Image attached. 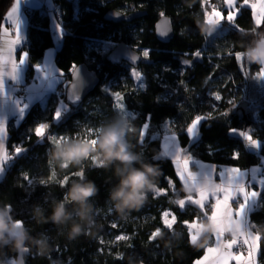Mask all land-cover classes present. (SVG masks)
<instances>
[{
	"label": "trees",
	"instance_id": "trees-1",
	"mask_svg": "<svg viewBox=\"0 0 264 264\" xmlns=\"http://www.w3.org/2000/svg\"><path fill=\"white\" fill-rule=\"evenodd\" d=\"M11 1L0 0V21ZM55 4L57 19L68 34L66 49L56 55L59 72H63L62 82L44 101L34 103L21 121L9 122L8 153L18 145L26 152L9 161L0 178V207L11 205L12 218L22 221L31 237L43 234L51 247L50 255L42 257L31 246L24 253L26 264H195L214 242V234L211 228L206 229L195 242L185 222L201 221L208 226L209 207L200 209L186 204L181 210L175 203L187 196L196 198L198 194L182 186L171 156L161 154L162 138L151 140L150 137L162 133L168 122L178 135L179 144L193 157L216 167L233 166L240 170L260 165L264 174V82L255 78L261 66L249 64L243 55L245 48L264 33V11L261 23L257 24L250 6L238 7L234 26L225 19L220 26L206 31L200 25L211 28L212 22L205 17L201 0H55ZM211 4L217 5L225 17L228 15L220 0H211ZM110 9L144 10L145 14L132 21L114 22L104 18ZM162 14L170 16L174 24V35L167 43L155 34V23ZM210 32L213 37L206 39ZM122 40L137 49L150 50L137 67L144 78L142 86L131 73L133 66L125 61L112 63L106 58L109 50ZM105 42L111 45L105 48ZM52 45L54 35L48 9H31L26 44L29 71ZM201 49L203 60H196L191 67L182 64L181 56L189 53L185 57L192 58L191 53ZM236 55H242L241 60ZM81 62L97 70L100 83L82 102L74 104L66 98V87L71 79L69 70ZM212 89H216L220 100L210 95ZM116 93L121 95L124 109L117 107ZM243 100H248L249 106L247 117L241 119L233 111ZM230 101H235L234 105ZM57 108L63 114L55 121L53 114ZM224 112L228 115L223 116ZM204 115L212 118L200 122L198 139L192 142L182 129L196 116ZM118 116L127 117L135 128L127 137L132 150L140 153L146 162L159 165L162 174L157 188L166 192L160 195L149 192L144 205L124 218L113 210L109 200L110 189L118 183L114 165L98 168L90 157L79 165L61 169L49 156L55 145L66 139H78L87 129H98ZM149 116L150 127L141 146L140 129ZM40 122L50 123L44 139L32 131ZM245 128L261 141L258 150L245 147L241 137L230 132ZM49 135L57 136V140L51 142L47 139ZM234 152H238V158H234ZM24 174L34 179L33 185L28 184ZM81 175L94 181L98 188L97 195L90 198L95 223L88 228L90 234L69 239L73 221L57 225L50 219L41 220L36 209L39 207L44 217H50L54 203L64 199L71 183ZM62 183L65 187H61ZM258 202L260 207L251 210L249 218L259 236L257 264H264V190L260 191ZM65 204L70 211L75 207L69 201ZM165 212L171 215L164 217ZM170 216L171 223L167 220ZM73 219L80 222L78 217ZM113 224L115 228L111 227ZM120 235L128 239L117 241ZM151 235L156 238L150 239ZM205 238L207 243L203 247L194 246ZM4 252L5 259L16 256L7 247L0 251V256Z\"/></svg>",
	"mask_w": 264,
	"mask_h": 264
},
{
	"label": "clouds",
	"instance_id": "clouds-1",
	"mask_svg": "<svg viewBox=\"0 0 264 264\" xmlns=\"http://www.w3.org/2000/svg\"><path fill=\"white\" fill-rule=\"evenodd\" d=\"M200 27L206 31L212 30L207 24H202ZM243 55L249 64L264 67V33L245 48ZM97 132L98 135L94 137L95 145L88 138L66 139L55 145L50 150L49 156L61 169L79 165L90 157L95 167L107 169L114 165L118 183L110 189L109 200L113 210L124 218L144 205L149 192H155L162 171L158 164L146 162L140 153L132 150L127 137L130 132H135V128L127 117L118 116L112 122L100 126ZM155 159L154 156L153 160ZM61 187L65 185L62 183ZM97 193L98 188L94 181L81 175L79 180L71 183L64 194V199L54 203L50 217H44L39 207L36 213L41 220L50 219L57 225H65L73 221L68 238L75 239L81 234H90L88 228L95 223L94 208L90 198ZM65 201L71 202L75 206L74 209L68 210ZM10 213L11 205L5 204L0 207V251L7 247L15 252L16 256L5 259L7 254L4 252L0 256V264H26L24 253L30 251L33 245L37 249V255L49 256L51 247L47 238L43 234L38 238L31 237L23 222L14 220ZM74 216L78 217L80 222H76ZM206 243L207 238L194 246L203 247Z\"/></svg>",
	"mask_w": 264,
	"mask_h": 264
},
{
	"label": "snow or ice",
	"instance_id": "snow-or-ice-1",
	"mask_svg": "<svg viewBox=\"0 0 264 264\" xmlns=\"http://www.w3.org/2000/svg\"><path fill=\"white\" fill-rule=\"evenodd\" d=\"M221 4L223 5L224 9L228 11V15L225 17L223 15V13L219 10L218 6L215 4H211V0H201V4H202V9L204 10V14L205 17H212L213 20L215 21V23L217 25H221V20H227L229 22L230 26H234V20H235V16L238 14L239 12V8H244V7H251L253 9V15L254 17H256V23L259 24L261 23V16L260 13L256 11L257 9V4L255 3H251L250 4V0H243L242 3L239 2V0H220ZM19 3L20 0H14V4L11 8V11L7 14V16H12L13 14L16 15L17 17V23L15 25V38L12 39L10 41L11 45L13 46V49L16 46H20L21 42H22V34H21V19L19 16ZM239 3V8L237 7V4ZM211 7V11H208V7ZM261 7H264V0H262V4ZM122 14V13H119ZM57 29L60 28L59 24L56 25ZM5 32V34L8 33V30L5 28L3 30ZM170 29L169 28H160L158 31V34L161 36H165L169 33ZM183 34V33H181ZM213 37V33H209L208 35H206V39L207 38H211ZM149 51L150 50H144L143 51V57H148L149 56ZM185 56L189 55V53H185ZM191 55L194 57V59L197 60H203L204 58V52L203 50H196L195 52H192ZM21 57H23V62H21ZM27 58V53L26 52H22L20 59L18 62H16L15 60H11L12 63V72L9 74L10 78L13 80L17 79V73L20 69V67L25 63V60ZM242 55L237 56L236 55V59L239 61L241 60ZM138 57L136 55H132L131 56V60L133 62L137 61ZM182 64L187 66V67H191L192 62L187 60V59H183L182 60ZM47 74V78L50 79H55L52 70L50 69H45L44 70ZM70 73L73 75L74 81L78 78L79 76V72L75 66V64L72 66V68L69 70ZM60 76H63V72L60 71L59 72ZM132 75L137 78L140 79V73L139 72H133ZM4 78H5V74L2 70H0V91L3 90V84H4ZM257 79H264V67H261L260 72L257 74V76L255 77ZM207 83V81H206ZM142 86V81H141V85ZM76 83L73 82L70 85L71 88V93L70 95L74 98V99H79L78 95L76 94ZM210 95L214 96L215 100H220L221 97L219 94H212L210 93ZM116 97L119 98V101L117 103V107H119L120 109H124V105L122 103V97L119 93L115 94ZM161 99L160 97H158V100ZM230 103L232 105H234L235 101H230ZM24 107H27V105H25ZM24 114V108L20 109V115L23 116ZM62 110L60 108H57V110L54 112L53 114V120L58 121L59 119H61L62 117ZM223 116H227L228 112H224L222 113ZM212 118L210 115H204V116H196L189 125H187L186 127H184L182 130L184 132H186L189 136L190 141L195 142L196 139H198V127L201 121L207 120ZM50 127V123L49 122H40L36 125V127L34 128V134L39 138V139H44L45 138V134H46V130L49 129ZM150 127V116L146 118L145 123L141 126L140 129V133H139V143L141 146L144 145L145 142V137L148 133ZM235 131L234 129H230V132ZM165 136V139H167L169 136L176 141L175 145H174V152L171 154L172 156V161L174 163V165H176V171H177V175L179 177V179L182 181V186L186 187H192L194 189L193 193H197L198 194V198L194 199L193 195L191 197H186V199H179L177 200L175 203L181 208V210L184 209L186 204H193L198 206L200 209H203L205 206V201L207 200V193L204 192L203 190H199L196 191V189L198 188L199 185V176L194 177V178H189L188 173L190 172L188 170V165L193 161V157L190 154V152L187 150L186 147H182L178 144V135L173 132L171 130V128L169 127L168 122L165 123L164 125V130L162 133ZM161 134H155L152 135L150 137L151 140H155L158 138V136ZM241 135H243L246 139V141L253 145L256 146L258 144V141L256 139L253 138L252 134L249 132H243L241 133ZM62 139V137H59ZM7 139V125H6V121L4 119H0V175H2L4 173L5 170V166L9 163V161H14V159L18 156L21 155V153L26 152V149L23 148L22 145H18V146H13V152L11 154L8 153L6 147H5V142ZM47 139H49L51 142H55L57 140V136L54 135H49L47 136ZM165 150L162 152L163 156H169L170 153L167 151V146H164ZM234 158H238L239 154L238 152H234L233 153ZM181 157L183 158V167L179 166V161L181 159ZM203 167V165H201V168ZM214 171V170H213ZM228 173L229 176L231 174H235L233 176V178L235 179L236 177L241 178L240 183L238 184V186L232 187V184L229 183L228 186H224L223 184H221L220 187V192L223 193V199H216V202L214 204L211 205L212 208V212H211V217L214 221H216L217 223V232H216V247L212 248L209 247L207 248V253H216L219 252L221 249H231L233 245L238 244V242L240 241V239H243V243L244 244H248L249 246V253L252 254L256 251L255 245L250 243V240L248 238L245 237V233L247 228L245 227H240L238 230L233 229V234H232V239L228 240L227 242H225L222 237L223 234L225 232H228V224H227V217L229 212H231V214L235 215L236 217H240L242 220L245 217L246 212L253 210V208H250V204L254 205L255 209H258L260 207V203L258 202V196L260 194L261 190H264V188H260L258 187L257 189H252L250 187V182H253L256 180V172L255 170H253V175L252 177H250V180L248 181L247 184L244 183V179H242L245 175V173L241 172L239 169L237 168H230L228 169ZM200 175H204V172H200ZM212 175V173H211ZM219 175H223V172L219 173ZM24 179L28 182L29 185H33L34 184V179H30L28 177L27 174H24ZM36 182V181H35ZM40 183H42V181H40ZM168 183L170 185V187L172 189H175V185L172 183L171 180H168ZM260 185H264V180L259 181ZM157 195L160 194H166V192L162 189L157 188L155 190ZM234 192H238L241 197H242V201L238 200L236 201L237 203V207L235 210H233L231 208V204L230 201L233 200V193ZM176 195H179V192L175 193ZM221 208H223V214L222 216L221 214ZM171 215L168 212L164 213V217L165 216H169ZM197 221H192V222H185V225L189 228V229H193L194 225L197 224ZM165 226L168 228L169 226L167 224H165ZM249 225L247 224V227ZM111 227L115 228L116 225L113 224L111 225ZM156 236L151 235L150 239H155ZM190 238H192V233H190ZM128 237L124 236V235H120L116 237V240H127ZM228 258H232V259H239L238 256H233L231 252L227 253ZM121 259H123V256L120 257ZM209 260V256L206 254L203 260H197L195 262V264H206V262ZM216 264H226V260L221 262L219 259L216 260Z\"/></svg>",
	"mask_w": 264,
	"mask_h": 264
},
{
	"label": "crops",
	"instance_id": "crops-1",
	"mask_svg": "<svg viewBox=\"0 0 264 264\" xmlns=\"http://www.w3.org/2000/svg\"><path fill=\"white\" fill-rule=\"evenodd\" d=\"M240 3L243 2L239 0ZM261 2V3H260ZM253 3L257 4L256 11L260 13L262 17L264 7H261L262 0H255ZM14 4V0L11 1L10 5L4 12L3 18L0 21V70H2L5 74L3 90L0 91V119H4L7 125V132L9 122L12 120L17 122L20 117H24L27 113L29 108L36 102H42L46 99L49 93L57 90L58 86L62 82V77L59 75V68L56 64V55L59 52H62L66 49V41L68 34L60 24L57 19L56 15V4L55 0H20L19 3V16L22 21L21 23V34H22V42L20 46H16L13 49L10 41L15 38V25L17 23V17L15 14L12 16H7V14L11 11V8ZM46 7L50 14V26L53 31L54 35V45L48 47L42 59L37 62L32 71H29L30 67V57L29 51L27 49V39H28V28H29V11L33 8H41ZM237 7L239 5L237 4ZM210 8V6H209ZM208 11H210L208 9ZM211 22L215 23L212 17L209 18ZM256 20V17H255ZM262 20V19H261ZM59 24L60 28L57 29L56 25ZM218 25L216 24L215 27ZM8 30V33L5 34L3 31L4 29ZM26 52L27 58L25 63L20 67L17 73V79L13 80L10 78V73L12 72V63L11 60H15L16 62L19 61L21 53ZM21 62H23V57H21ZM45 69L52 70V73L55 79L47 78V74L44 71ZM264 82V79H262ZM24 86L25 89L23 92L19 91V87ZM27 105V107H24ZM24 108L23 116L20 115V109ZM23 119V118H22ZM21 121V120H20ZM18 123V122H17ZM6 147V142H5ZM201 165L203 167L201 168ZM191 166H193L191 168ZM6 168V166H5ZM230 168H237L233 166H220L216 167L212 163H207L201 160H196L194 163H190L188 165V173L189 178H194L199 176V185L196 191L203 190L207 194V200L205 201V206L209 207L208 218H209V225L207 226L201 221H197L198 223L194 225V235L198 236L199 234H203L204 230L209 229L211 227L214 233V242L209 245L207 248L216 247V232H217V223L211 217L212 208L211 205L216 202V199H223V193L220 192L221 184L224 186H228L229 183L232 184V187L238 186L240 183L241 178L236 177L235 179L233 176L235 174H231L229 176L228 169ZM238 169V168H237ZM214 170V171H213ZM218 170L219 173L223 172V175H215V171ZM240 170V169H239ZM253 170L256 172V180L250 182V187L252 189H257L258 187H262L259 184V181L264 180V176L261 175V166L254 165L250 168L240 170L241 172L245 173L244 183L247 184L252 177ZM5 171V170H4ZM204 172V175H200V172ZM212 173V175H211ZM4 174V173H3ZM2 174V176H3ZM260 174V175H258ZM186 189L190 191H194L193 188L186 186ZM233 200L230 201L231 208L233 210L236 209L237 203L236 201L241 200L242 197L238 192L233 193ZM198 198V195L197 197ZM194 198V199H196ZM259 198V196H258ZM257 198V199H258ZM250 208L254 209V205L250 204ZM208 209V208H207ZM223 214V208H221V216ZM250 211L246 212L245 217L243 220L240 217H236L234 214L232 215L229 212L227 217V224H228V232L223 234L222 239L227 242L228 240L232 239L233 229L238 230L240 227L247 228L245 237L251 241H254L257 237V233L251 226L250 218H249ZM247 224L249 225L247 227ZM241 244L244 245L243 239L241 238L238 244L233 245L231 249H221L219 252L216 253H207V248L205 253L198 258L197 260H203L205 255L209 256V260L206 264H216V260L219 259L221 262L226 260V264H229V258L227 256L228 252H231L233 256H238L239 261L245 264L242 256L238 254L239 250L241 249ZM248 244H245V247ZM235 250V252H234ZM237 252V253H236ZM232 259V258H231ZM196 260V261H197ZM237 260V259H236Z\"/></svg>",
	"mask_w": 264,
	"mask_h": 264
},
{
	"label": "water",
	"instance_id": "water-1",
	"mask_svg": "<svg viewBox=\"0 0 264 264\" xmlns=\"http://www.w3.org/2000/svg\"><path fill=\"white\" fill-rule=\"evenodd\" d=\"M122 13V14H119ZM145 13L144 10H135L132 12H123L119 9H110L104 14V18L107 20H111L114 22L119 21H132L133 19L142 16ZM160 28H169L170 31L167 35L161 36L158 34ZM155 34L157 38L167 43L169 42L174 35V24L172 18L166 14H162L155 23ZM136 55L138 57L137 61L133 62L131 60V56ZM106 58L112 63H121L122 61H126L129 64L137 67L143 61V53L135 48L133 45L128 44L126 41L117 42L107 53ZM183 59H187L192 62V64L197 60L192 58H187L185 56H181V62ZM76 68L79 72L78 78L74 81L73 75L71 74V79L66 87V98L69 102L77 104L82 102L89 93H91L97 85L100 83V75L97 70L91 68L87 63L81 62L76 65ZM75 82L76 94L79 99H74L70 93L71 83ZM248 106L249 101L243 100L235 109L234 114L239 118H246L248 114Z\"/></svg>",
	"mask_w": 264,
	"mask_h": 264
},
{
	"label": "rangeland",
	"instance_id": "rangeland-1",
	"mask_svg": "<svg viewBox=\"0 0 264 264\" xmlns=\"http://www.w3.org/2000/svg\"><path fill=\"white\" fill-rule=\"evenodd\" d=\"M253 1H255V0H250V2L251 3H253ZM250 3V4H251ZM261 3V2H260ZM208 9L211 11V7L209 8L208 7ZM210 18V17H209ZM212 21V20H211ZM215 25H216V23H211V29H214L215 28ZM109 45H111V43L110 42H105L104 43V47L106 48L107 46H109ZM142 52L144 51V49L142 48V47H140L139 48ZM133 72H139L140 73V79H137V78H135L134 76V78H135V80L136 81H138L139 83H141V81H142V84H143V80H144V78H143V75H142V73L140 72V69L139 68H134V69H132L131 70V73H133ZM210 92L212 93V94H218L217 93V91H216V89H212V91L210 90ZM26 115V114H25ZM24 115V116H25ZM22 118H24V117H20L18 120H17V122H19L20 120H22ZM16 122V123H17ZM169 124V123H168ZM170 127V126H169ZM163 130H164V126H163ZM235 131H233V132H235L236 134H238L240 137H241V140H242V142H243V145L245 146V147H247V148H249V149H255V150H258L259 148H260V145H261V141L259 140V139H257V138H254V139H256L257 141H258V144L256 145V146H253V145H251V144H249L247 141H246V139H245V137L243 136V135H241V133H243V132H249L250 133V130H249V128H245V129H234ZM162 133H163V131H162ZM161 132L159 133V134H161V135H159V137H161L162 138V150H161V154H162V152L165 150V148H164V146L166 145L167 146V151L170 153V155L169 156H171V154L174 152V150H175V148H174V145H175V143H176V141H174L170 136L167 138V139H165V136L162 134ZM198 133H199V130H198ZM96 135H98V132H97V129H92V128H89V129H87V131H86V134H82L81 136H80V138H78V139H85V138H88V139H90L91 140V143L93 144V145H95V143H96V141H95V136ZM178 144H179V142H178ZM180 145V144H179ZM181 146V145H180ZM193 157V156H192ZM171 158H172V156H171ZM196 160H199V159H197V158H195V157H193V161L191 162V163H195L196 162ZM179 166L180 167H183V158L181 157V159H180V161H179ZM193 166H191V168H192ZM215 175H218V173L215 171ZM258 175H260V174H258ZM261 175H263L264 176V174L263 173H261ZM260 175V176H261ZM2 177V175H0V178ZM263 186V185H262ZM192 188V187H191ZM209 211H206V214L208 213ZM207 217H209L208 216V214H207ZM167 220H168V222L169 223H171L172 222V217L170 216V218L169 217H167ZM211 227H209V229H210ZM211 230V229H210ZM191 231V233H192V239H193V241H198L201 237H202V234H199L198 236H196V234L194 235V229H191L190 230ZM211 232H213V231H211ZM214 234V233H213ZM251 244H254L255 245V248H256V251L254 252V253H252V254H250L249 253V246L250 245H247L246 247H245V244L243 245V244H241V249L239 250V252H238V254H240L241 256H242V258H243V260L245 261V264H257V255H258V250H259V236L257 235V237H256V239L254 240V241H251L250 242ZM234 252H235V250H234ZM237 253V252H236ZM15 257V256H14ZM13 258V257H12ZM230 260H229V264H243L241 261H239V260H236V259H231V258H229ZM222 261V260H221Z\"/></svg>",
	"mask_w": 264,
	"mask_h": 264
},
{
	"label": "built area",
	"instance_id": "built-area-1",
	"mask_svg": "<svg viewBox=\"0 0 264 264\" xmlns=\"http://www.w3.org/2000/svg\"><path fill=\"white\" fill-rule=\"evenodd\" d=\"M24 89H25V87L24 86H20L19 87V91H21V92H23L24 91ZM218 170H216V172H217ZM218 173V172H217Z\"/></svg>",
	"mask_w": 264,
	"mask_h": 264
},
{
	"label": "flooded vegetation",
	"instance_id": "flooded-vegetation-1",
	"mask_svg": "<svg viewBox=\"0 0 264 264\" xmlns=\"http://www.w3.org/2000/svg\"><path fill=\"white\" fill-rule=\"evenodd\" d=\"M144 14H145V13H144ZM144 14H143V15H144ZM139 50H140V49H139ZM140 51H141V50H140ZM141 52H142V51H141ZM142 53H143V52H142ZM143 58H144V57H143ZM122 62H123V61H122ZM125 62H126V61H125ZM127 63H128V62H127ZM128 64H129V63H128ZM130 65H131V64H130ZM131 66H133V65H131ZM133 67L135 68V66H133ZM137 67H138V66H137ZM137 67H136V68H137Z\"/></svg>",
	"mask_w": 264,
	"mask_h": 264
},
{
	"label": "bare ground",
	"instance_id": "bare-ground-1",
	"mask_svg": "<svg viewBox=\"0 0 264 264\" xmlns=\"http://www.w3.org/2000/svg\"><path fill=\"white\" fill-rule=\"evenodd\" d=\"M219 173V171H217Z\"/></svg>",
	"mask_w": 264,
	"mask_h": 264
}]
</instances>
